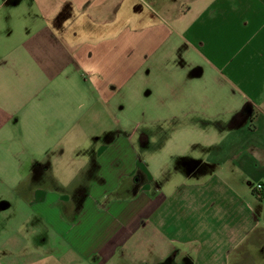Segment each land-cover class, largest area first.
I'll use <instances>...</instances> for the list:
<instances>
[{
    "label": "crops",
    "instance_id": "obj_1",
    "mask_svg": "<svg viewBox=\"0 0 264 264\" xmlns=\"http://www.w3.org/2000/svg\"><path fill=\"white\" fill-rule=\"evenodd\" d=\"M81 1L85 6L75 17H71V2L64 3L57 14L46 9L45 17L61 27L60 43L58 38L53 43L49 26H43L40 35L53 43L49 51L52 67L63 70L64 65L75 63L76 71L78 65L84 69V72L79 71L84 82H91L95 87L103 85L110 91L111 82L104 84L99 75L103 59L109 62L113 53L106 59L100 56L99 48L105 43L97 31L101 23L118 21V0L76 2ZM155 5L148 14L165 16L173 23L172 30L167 29L163 36L160 24H147L142 29L126 26L122 30L123 39L142 38V56L138 64L121 65L122 75L130 73V76L122 78L117 85L113 83L112 90L116 95L141 69L148 76L158 75L155 87L145 93L148 96L145 99L151 103L142 115L141 124H157L159 132H166L164 143L150 149L147 143L151 137L145 132L137 144L136 131H128L120 125L115 131L103 133L110 135L106 142L101 143L94 134L80 137L78 144L68 143L66 136L71 127L82 126L86 119V112L76 113L69 108L79 110L84 99L79 97L77 104L69 99L70 112L63 115L57 112L60 108L53 110V102L48 99L43 97L39 102L38 93L45 89L44 80L52 81L58 68L38 78L36 60L19 51L12 53L17 55L14 58L17 64L12 63L10 67L0 55V98L6 100L12 93L20 101L8 105L13 112L5 113L4 108H0L3 111L0 144L6 143V124H11L12 135L30 143L29 147H23L21 155L25 153L27 159L32 160L31 180L51 185L57 176L51 178L47 174L49 166L53 165L54 146L60 145L54 144L55 139L63 148L73 146L88 153V162L79 164L78 155L72 163L76 168L70 178L71 181L82 179L81 182L88 185L80 187L74 195L62 191L61 185L57 188L53 185L56 190L37 185L31 200L48 226L59 232L64 243L80 256L99 255L102 259L99 263L110 261L119 243L124 242L123 232L145 225L147 218H156L159 228L168 231L175 224L186 223L184 214L169 218L174 214L207 210L212 218L221 217V221H216L220 223L233 209V213L244 218L243 225L236 231L251 234L254 239L255 251L240 252L241 264L252 260L264 264V225L260 226L264 222V195L255 194L252 188L255 183L264 185V0H155ZM132 6L129 10H134V4ZM101 9L104 16L99 14ZM126 44L125 47L131 45ZM167 44L169 50H176L169 56L165 52ZM182 46L185 61L178 63ZM18 62L24 63L23 69L18 67ZM125 66L130 70H125ZM168 66L173 67L176 74L161 80L159 73ZM21 77L29 86L28 91L19 89ZM157 87L158 96L154 97ZM43 94L47 96L48 92ZM34 97L26 107L28 99ZM92 103L91 113L95 97ZM52 110L57 113L53 114ZM114 118L118 123L117 115ZM90 133L95 131H88V135ZM87 138H91L93 145L88 150L84 148ZM246 198L256 210L246 207L242 202ZM57 203L65 208L63 214L55 210ZM71 212L75 216L68 219ZM209 222V219L204 221ZM193 251L190 256L191 253L170 248L153 260L157 264L207 261L202 252ZM228 256V249L222 244L210 261L228 264ZM123 259L114 264H135L131 256Z\"/></svg>",
    "mask_w": 264,
    "mask_h": 264
},
{
    "label": "rangeland",
    "instance_id": "obj_2",
    "mask_svg": "<svg viewBox=\"0 0 264 264\" xmlns=\"http://www.w3.org/2000/svg\"><path fill=\"white\" fill-rule=\"evenodd\" d=\"M18 1L19 3H17ZM76 1L78 0H0V55L2 59L6 60L7 66L10 67L12 63L17 64L14 61L17 55L12 53L24 52L27 58L31 57L32 61L36 60L38 78L43 77L47 72L49 74L54 68H58L55 69V77L52 81L44 78L45 89L42 92L39 91L37 100L40 102L43 99H48L49 102H53V110L57 111L60 108L57 112L62 113V115L70 111L76 113L86 112V119L81 123L82 126L76 124L71 127V132L66 136L68 143L74 142L78 144L80 137L85 135L90 137L94 134V137L99 136L101 143L106 142L110 135L107 134L106 136L103 133L105 131H115L119 125L122 128L125 127L128 131H136L134 140L137 144L140 143L142 133L145 132L149 133L151 137L147 143L150 149L158 143H164L167 137L166 132H159L157 124H141L142 115L145 110L150 108L151 103L150 100L145 99V97H148L145 93L148 88L155 87L158 75L148 76L141 69L132 81L116 95V91L112 89L113 83L117 85L122 78L130 76V73L122 75L121 65L138 64L142 56V53H140V51L142 52V48H140L142 46V38L123 39L122 30L126 26L133 29H142L144 25L148 24L149 26L156 23L162 26L164 36V32L167 29L170 30L173 23L168 21L165 16L161 17L162 15H160L161 18H159V16L148 14L150 9L154 10L156 8L155 0L117 1L120 7L118 10V21L112 24L101 23L98 25L97 31V35L104 37L103 41L105 43L99 48L100 56L106 59L110 53H113L108 58L109 62L103 59L99 75L104 84L111 82V89L108 91L103 85L95 87L91 82H84L79 75L82 71L84 72L82 66L81 69L78 65L77 71L74 66L76 65L75 63L64 65L63 67L65 68L63 70H61L62 67L51 66L53 60L51 52H49L50 44L53 46L57 38L58 43H60L59 39L61 38L62 30L56 22L52 24L51 19L45 17L44 13H46L47 9L51 13L57 14L64 3L71 2L73 8L71 17H75L85 6L83 1ZM132 4L135 6L134 10H129ZM96 8L100 9L98 6ZM98 11L100 16H104L105 12L103 9ZM100 16L98 15V17ZM53 25L55 26L54 29ZM43 26L50 27L49 31H51L53 43L50 42L51 40L49 41V38H47V41L44 36L40 35V30ZM98 38L100 39V37ZM126 43H131V45L125 47ZM181 50V53H178L180 56L177 60L178 63L185 61L184 46L181 47ZM175 51L173 48L169 50L168 44L165 45V52L168 56ZM130 52L133 54H130ZM24 53H22V56ZM121 54L124 55L121 56ZM73 58L76 61L77 57L75 55H73ZM117 65L118 69L116 68ZM169 66L164 71H160L159 78L161 80L164 76H175V69ZM18 67L23 69L24 63L18 62ZM125 70H130L129 66H125ZM23 81L24 79L21 77V83L18 87H20L19 89L22 92L28 91L29 86ZM46 92H48L47 96L43 94ZM6 93H9V91H6ZM153 96H158V87L155 88ZM79 97L84 99L83 106L76 111L71 107L69 108L70 111H68V100L73 99L77 104ZM94 97L96 98V104L92 110L94 112L91 113L89 110L91 105H93ZM34 99L35 97L28 99L25 106L28 107ZM79 99L81 100V98ZM19 102V99H15L10 93V97L6 100L0 98V108L3 107L5 113L8 111L13 112V108L8 105H15ZM53 110V114L57 113ZM2 115L3 111L0 109L1 118ZM114 115H117L118 123H116ZM73 116L74 114L69 116V121ZM10 125L6 124V143L0 144V264H114V261L124 260L123 258L127 256H131L135 260V264H157L153 257L158 254H165L170 248H178L182 253H191L192 250H194L193 253L195 254L202 252L203 257L207 258V261L202 262L203 264H215L214 261L210 260L213 259L215 250L221 249L222 244L228 249V264H241L240 252L248 254V252L253 253L255 251L253 235L239 234L236 231L238 226L243 225L244 218L242 216L238 217L236 213H233V209L229 215L225 214L226 218L220 223H216V221H221V217L214 216L212 218V214H208L207 210H195L177 213L174 214V217H169L167 213L166 216L171 219L183 214L187 216V218H184L186 223L175 224L168 228V231L159 228L156 218H147L144 220L146 222L145 225L127 230L125 233L123 232L124 242L119 243L112 255L113 257L108 262L99 263L102 260L99 255L91 258L80 256V254L64 243L59 232H55L48 226L43 220V216L35 209L36 207L32 206L31 200L33 198L32 193L37 185L46 189L51 188L52 190H56L55 188L61 185L62 191H69L71 195L78 193L80 187L84 188L88 185L87 182H81L82 179L79 178L77 181L70 180V178H73L71 173L76 168L72 163L78 155L79 164L85 160L88 162V153L74 149L73 146H65L63 148L61 143H57L55 139L54 144L60 145L54 146L53 165L49 166L50 172L47 176L51 178L57 176V179L60 178L59 181L55 179L53 183L55 188L51 183L32 181L30 176L32 160L27 159L28 156L25 153L21 155L23 154V147H29L30 143L28 141L21 142L20 138L12 135L13 130L10 129ZM88 131H95V133L88 135ZM90 141L91 138L86 139L84 147L86 150L91 146L93 147ZM93 143L97 145L96 141H93ZM139 149L142 150L141 147ZM69 174L70 177L68 176ZM87 177L90 176L87 175ZM242 202L247 204L246 207L249 210H256L255 206L249 202V199L246 198ZM149 206L154 208L153 205ZM56 209L59 212L62 211V214L65 212V208L60 203L56 204ZM74 216L75 213L71 212L67 218L73 219ZM206 219H209L210 222L204 223ZM262 225H264L263 221L260 226ZM190 256H192V253ZM142 260L143 262H141ZM244 264L260 263L252 260L244 261Z\"/></svg>",
    "mask_w": 264,
    "mask_h": 264
},
{
    "label": "built area",
    "instance_id": "obj_3",
    "mask_svg": "<svg viewBox=\"0 0 264 264\" xmlns=\"http://www.w3.org/2000/svg\"><path fill=\"white\" fill-rule=\"evenodd\" d=\"M252 188H253L254 192H256V193L264 191L263 183H255L252 185Z\"/></svg>",
    "mask_w": 264,
    "mask_h": 264
},
{
    "label": "trees",
    "instance_id": "obj_4",
    "mask_svg": "<svg viewBox=\"0 0 264 264\" xmlns=\"http://www.w3.org/2000/svg\"><path fill=\"white\" fill-rule=\"evenodd\" d=\"M255 194H257V195H264V191L259 192V193H256V192H255Z\"/></svg>",
    "mask_w": 264,
    "mask_h": 264
}]
</instances>
